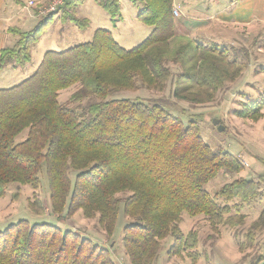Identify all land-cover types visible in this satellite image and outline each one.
Here are the masks:
<instances>
[{"label":"trees","instance_id":"1","mask_svg":"<svg viewBox=\"0 0 264 264\" xmlns=\"http://www.w3.org/2000/svg\"><path fill=\"white\" fill-rule=\"evenodd\" d=\"M81 1L67 0L64 7L73 12ZM129 1L139 8L136 18L151 27L138 45L126 49L109 30L97 28L87 42L45 51L29 76L0 88V197L10 183L36 188L42 173L54 219H19L0 230V264H116L109 247L67 226L77 210L88 218L97 214L108 237L120 213L129 217L121 238L129 264H155L160 241L168 236L173 237L167 251L171 256L195 246L196 232L185 235L179 228L182 212L202 214L211 224L233 225L243 215L238 210L231 214L229 206L216 199L248 202L259 195L256 184L247 179L227 182L211 195L206 182L223 170L240 172L237 158L222 147L212 149L194 121L185 123L159 99L111 97L137 84L163 89L171 76L167 63L172 62L180 68L173 95L209 102L243 68L227 58L225 46L179 38L173 0ZM95 2L112 21L121 19L119 0ZM73 14L65 16L77 28H85L88 19ZM53 15L44 16L30 30L9 28L17 39L0 49V70L22 68L30 61V47ZM74 85L69 100L78 105L59 101V92ZM93 97L98 100L80 106ZM262 108L261 94L236 113L257 117ZM23 131L26 135L16 142L15 136ZM124 191L129 194L119 198ZM30 205L35 215L43 214L40 204L37 209ZM263 230L264 208L244 233L239 251L254 248L256 232ZM188 254L196 259L195 251ZM248 264H264V251Z\"/></svg>","mask_w":264,"mask_h":264},{"label":"rangeland","instance_id":"2","mask_svg":"<svg viewBox=\"0 0 264 264\" xmlns=\"http://www.w3.org/2000/svg\"><path fill=\"white\" fill-rule=\"evenodd\" d=\"M29 1L32 3L28 4ZM29 1L21 0L20 6L16 0H0V47H10L17 39V35L5 31V27L12 26L26 31L34 28L44 16L52 13L54 15L45 20L38 40L30 47L31 56L26 68L31 65L32 71L24 74L26 64L22 68L6 66L0 70V88L13 86L29 76L39 65L45 51H59L87 42L97 28L109 30L114 41L126 49L138 45L151 31V27L136 18L139 8L129 0H119L121 19L116 21H112L95 0L81 1L74 8V14L73 9L64 7L67 0L54 11L47 10L53 0ZM173 9L177 12V15L173 13L177 36L184 37L185 40L197 39L206 45L216 43L225 46L227 58L243 67L239 76L232 82H225L209 102H191L173 95L174 77L180 68L169 62L167 65L171 76L163 89L137 84L132 89L117 91L111 97L138 98L143 101L159 99L168 111L185 123L194 121L199 126L201 137L212 149L222 147L237 158L242 163L240 172L223 170L206 182L204 188L211 195L223 184L238 179L253 181L259 195L248 202L237 198L228 201L221 197L216 199L220 205L227 204L231 214L238 210L243 215V219L233 225L211 224L202 214L191 216L182 212L179 228L185 235L189 231L196 232L195 246L171 256L167 251L173 243V237L168 236L160 241L155 264H248L256 254L264 251V230L256 232L254 248L244 249L243 252L238 249L247 228L264 208V108L257 117H243L237 115L236 110H241L246 101L264 95V0H173ZM71 13L73 16L88 19L87 26L77 28L65 16ZM29 16L34 19L28 20L26 17ZM76 88L77 85H74L60 91L57 95L59 101L78 105L69 100ZM92 100L98 98H86L80 102V106ZM213 119H218V123L214 124ZM218 125L222 130L216 129ZM24 135L26 131L15 136V141H21ZM69 175L71 176L70 173ZM47 188V180L42 173L40 184L36 188L29 184H8L4 195L0 197V230L19 219L30 223L54 221L49 214ZM128 194L129 192L124 191L117 196L123 198ZM30 204H36V209L40 204L43 214L35 215ZM128 221L129 217L120 213L114 234L110 237L101 229L97 214L88 218L81 210H77L66 224L109 247L116 264H129L121 241L122 227ZM58 224L64 226L62 222ZM190 250L196 253L194 261L188 254Z\"/></svg>","mask_w":264,"mask_h":264},{"label":"built area","instance_id":"3","mask_svg":"<svg viewBox=\"0 0 264 264\" xmlns=\"http://www.w3.org/2000/svg\"><path fill=\"white\" fill-rule=\"evenodd\" d=\"M66 1V0H53L48 6V9L47 10H50V11H54L56 10L59 6H61L63 4V2ZM32 2L29 1L28 4H31ZM174 14L177 15V12L175 9H173L172 11Z\"/></svg>","mask_w":264,"mask_h":264},{"label":"crops","instance_id":"4","mask_svg":"<svg viewBox=\"0 0 264 264\" xmlns=\"http://www.w3.org/2000/svg\"><path fill=\"white\" fill-rule=\"evenodd\" d=\"M27 1H29V0H27ZM16 3H18L17 5H20L22 2H21V0H16ZM20 6H21V5H20ZM23 6H24V5H23ZM23 6H22V7H23ZM21 9H23V8H21ZM31 16H32V15H31ZM31 16L26 17V18H28V20L32 21L34 18L32 17V18H33V19H32ZM22 17H23V16H22ZM10 27H12V26L5 27L4 30H5V31H8ZM175 27H176V26H175ZM0 29H1V27H0ZM7 29H8V30H7ZM1 48H2V47H0V49H1ZM26 66H27V64L25 65V68H26ZM32 69H33V67H32L31 65H29V66L24 70V71H25L24 74H26V72H27V74L30 73V72L32 71Z\"/></svg>","mask_w":264,"mask_h":264},{"label":"water","instance_id":"5","mask_svg":"<svg viewBox=\"0 0 264 264\" xmlns=\"http://www.w3.org/2000/svg\"><path fill=\"white\" fill-rule=\"evenodd\" d=\"M212 122H213L214 124H217V123H218V119H213ZM221 128H222V127H221L220 125H218L216 129H218V130H222Z\"/></svg>","mask_w":264,"mask_h":264}]
</instances>
